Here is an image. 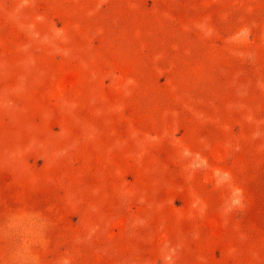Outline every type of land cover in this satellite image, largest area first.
<instances>
[{
    "label": "rangeland",
    "instance_id": "obj_1",
    "mask_svg": "<svg viewBox=\"0 0 264 264\" xmlns=\"http://www.w3.org/2000/svg\"><path fill=\"white\" fill-rule=\"evenodd\" d=\"M0 264H264V0H0Z\"/></svg>",
    "mask_w": 264,
    "mask_h": 264
}]
</instances>
